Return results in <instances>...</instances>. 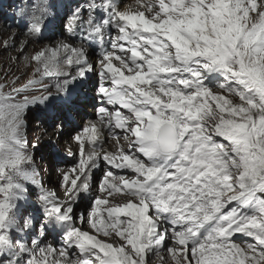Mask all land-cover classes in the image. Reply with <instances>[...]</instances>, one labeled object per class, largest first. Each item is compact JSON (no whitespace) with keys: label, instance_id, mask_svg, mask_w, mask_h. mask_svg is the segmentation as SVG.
<instances>
[{"label":"snow or ice","instance_id":"6c2138e0","mask_svg":"<svg viewBox=\"0 0 264 264\" xmlns=\"http://www.w3.org/2000/svg\"><path fill=\"white\" fill-rule=\"evenodd\" d=\"M185 2L159 0L160 11L150 18L144 13L121 12L115 0H89L87 18L83 17V6L71 10L66 30L74 35L78 27L82 38L99 45L101 70L96 71V64L88 61L83 48L64 43L50 49L53 56L60 50L67 54L69 67H75L78 74H66L64 86H56L57 94L49 93L38 102L63 96L65 104H70L71 84L95 70L103 105L98 109V120L110 133L123 129L124 137L131 139L127 152L119 150L98 158L93 153L78 162L79 173L75 168L71 170L75 178L65 173L62 179L76 202L81 193H91L90 163L95 158L97 166L103 159L112 168L130 169L134 175H119L121 183L117 186L109 179L117 175L106 169L100 190L107 191V184L131 199L105 209L111 224L98 228L92 220L93 215L100 214L96 205L101 198L97 196L91 211L80 217L82 223L93 225L97 235L74 227L66 232L63 245L57 249L52 243L41 241L49 232V225L55 231L57 223L72 219L73 204H61L53 193L41 190L38 200L45 217L40 221L38 234L30 243L25 237L34 227L31 214L23 228L0 227V244L7 248L0 251V264H70L73 260L77 264H148L146 253H155L164 264L161 249L168 240L171 245L166 251L174 264H264V0H226L227 14L235 21L227 34L210 35L206 28L195 37L185 35L184 40L166 33L140 36L142 44L133 38L148 31L132 23L133 17L143 16L154 25L161 15L167 19ZM193 10L205 18L213 15L215 0H191L185 11ZM35 12L24 9L20 16H30V27L39 34L42 20L52 14L51 6L41 0ZM101 12L103 18H98ZM117 19L123 26L115 24ZM110 27L118 30L121 37L110 38ZM128 28L131 35L126 32ZM121 41L131 47L125 49ZM117 49L130 55L127 59L121 57L116 54ZM43 55L41 50L34 58ZM113 58L123 67L114 66ZM209 73L224 77L216 87L227 97L213 92L210 85L216 75ZM232 96L238 97L239 103L228 98ZM8 99L0 98V113L6 114L0 119L10 129L11 111L4 107ZM6 130L0 127V133ZM89 133V144L100 143L96 122L85 125L74 137L81 156L82 137ZM0 169L6 171L2 149ZM0 181L4 182L0 184V221L7 225L6 215L11 217L7 209L16 207L26 197V190L6 186V175ZM233 202L235 206L228 208ZM108 227L118 238L115 244L98 238L101 233L109 236ZM13 232L20 239L14 240ZM237 233L254 242L242 246L233 240ZM73 248L79 250L82 259L72 258Z\"/></svg>","mask_w":264,"mask_h":264},{"label":"rangeland","instance_id":"374dc122","mask_svg":"<svg viewBox=\"0 0 264 264\" xmlns=\"http://www.w3.org/2000/svg\"><path fill=\"white\" fill-rule=\"evenodd\" d=\"M28 0H0V29H3L4 23L8 24L12 21H16L21 18V22L23 20H27V17H17L15 20L14 17H16L19 13V6H24L27 4ZM131 1V2H130ZM153 1V2H152ZM258 3L260 0H257ZM47 2H51L49 4L51 6V17L55 14V19H59V25L54 26L53 30H49L48 28V19L44 18L42 20V30L39 33L37 38H34L33 44L34 45L26 55H29L31 58L28 63L27 68V74L29 73V76H35L37 72H40V70L43 68L44 64L43 62L46 61V56H40L39 58H34L38 53L41 52L40 45L43 43L49 44L51 41L56 40L58 42H61V36L64 34V30H66L67 27V21L68 16L70 15V12L72 9L76 8L77 6H83V15L87 18V9L88 4L86 3V0H47ZM166 3L169 2V0H165ZM213 0H209V3H212ZM159 0H122L121 6H132L134 7V10H136V13H144L146 18H150L155 13H158L160 9L158 8ZM191 4V0H186L185 4L181 6H177L179 10H173L169 13L168 18L166 19L165 16L161 15L159 19L155 21V24L153 25L149 21H145L143 16H135L132 19V23H136L140 25L141 28L144 27V29H148V31L141 32L139 35H133V38L136 39L139 43H143V41L140 40V36H149L150 33H166L168 35H171L175 38H178L180 40H184V36L189 32L193 31L194 35H197L198 33H203L205 29L207 28L208 33L211 35L213 33L217 35H223L229 33L233 25L235 23L234 19L229 16L228 8H227V2L226 0H215L216 4V11L213 15L207 16L206 18L204 15L198 11L193 10L192 12H186L185 9L189 7ZM126 5V6H125ZM145 6V7H144ZM149 7H151V12H149ZM138 9V10H137ZM261 9L264 10V3L261 4ZM133 14H136V13ZM254 15V14H253ZM48 16V17H50ZM103 18V16L101 17ZM255 18V17H254ZM143 19V20H142ZM119 20V19H118ZM9 25V24H8ZM117 25L123 26L122 21H120ZM188 25V26H187ZM47 27V28H46ZM22 31L27 32L31 31L32 28L30 27L29 22H25L24 25H22ZM59 28V29H58ZM183 29V32H177L178 29ZM9 31L12 33L13 28L12 26L8 27ZM151 29V30H150ZM154 29V30H153ZM53 31L52 39L51 41H47L45 39L47 34H50V32ZM55 31V33H54ZM57 31V32H56ZM80 32V30H78ZM172 31L174 33H172ZM79 32H75L74 35L77 37L79 35ZM126 32L128 34H132V30L130 28L126 29ZM175 34V36H174ZM109 37L113 39H118L121 37V33L116 30L114 27L109 29ZM125 44V49L128 47L130 48L131 45H128L126 41H121ZM85 42L80 44L81 48H83L85 51L93 52V56L97 58V61L99 60V55L97 52L98 44L95 43V46H92V43ZM72 44L75 45V43L72 42ZM38 47V49H37ZM110 49V45L106 46ZM195 47V46H193ZM16 50V49H15ZM117 55H120L121 57H124L127 59V57L130 55V52H119V50H115ZM206 55L208 53H205ZM25 55V56H26ZM131 63V61H128ZM113 64L116 67H123L119 63L118 60H115L113 58ZM99 65V64H98ZM99 67V66H98ZM102 66H100L101 69ZM71 72L73 73V76H76L78 73L76 71V68H70ZM7 68L4 67V72L1 73L0 78H4L6 76ZM46 71V69L43 70V72ZM127 75L126 70H122ZM87 75V74H86ZM209 75H216V79L212 81L211 87L213 92H218L221 95H225L227 97V93H224L222 90L218 89L216 85L218 83H222L224 81V77L222 75H219V73H209ZM98 74L95 75V77H92V79H97ZM8 77H6L7 79ZM162 78H170L167 76H162ZM52 79V80H51ZM50 80L43 81L42 84L51 85L49 86L48 92H57V85L59 84L60 87H63V77L62 79L52 77ZM62 83V84H61ZM207 83V82H206ZM78 86L79 90L76 88ZM109 89L111 88V84L109 82ZM88 87H93L91 85L90 80L84 81L83 79H77L75 82H73L70 86V91L75 88L79 91V94L83 93L80 96V101L83 103H79L76 107V110L74 112L75 120L71 124H64L63 128L68 127H74V131L70 132L66 136V140L63 141L64 145H57L54 141L53 137L56 130L55 128H59L63 122L64 118H67L68 114L70 113V106L64 105L61 107V110L57 113L53 111V106H35V107H28L25 110V115L22 117L18 116L15 118H11V127L9 129L8 124L4 123L3 119H0V127H4L7 129L6 131L0 133V149L3 150V157H4V163L6 165V171L4 169H0V180L4 178V176H7V184H11L13 187L15 186H21L24 190H26V197H22L20 199L19 204L14 207L13 209L9 208L7 209L8 212H10V216L8 217L6 215V219L8 220V224H4L3 221H0V227H16L19 226L20 228L25 227V223L27 220V216L31 214L34 217V227L25 234V237L27 241L30 243L31 240L38 234L40 229V221L44 219L45 213L43 208L39 205L41 204V201L38 200V193L41 190H44L46 187H49L47 192L49 193H56V191H59L58 194H55V199L59 200L60 198L65 200L71 201L73 204V212L76 214L81 215H87L91 209L94 199L97 197L98 191L100 196L104 197L105 200L108 201L109 205L104 204L103 207L110 208V201H114V194L116 193L113 191L112 188H110L108 185H104V187L107 189V191H101L99 186L102 180V177L104 176L105 170L108 169L113 172L114 175H117V178L113 179L114 182L120 181L119 175H124L125 177H131L134 175V173L130 169H115L112 168L110 165H107L103 159H100L97 166L95 165V158L89 165V171L92 172V181L91 186L97 190V193L95 194V198H89L85 193H81L79 199L75 202V195H69L68 194V188L65 187L62 177L65 173H68L69 176L71 175V178H75V173L71 172L73 168L76 169L77 173L80 172L81 165L78 164V162L81 159H84L88 156H91V154L96 153V158L102 157L103 154L107 153V149L104 150L108 146V143L110 141H115V136H112V138H105L99 143V147H97L95 150H89V147L86 143H84L85 151L83 152V156L80 155V157H73L72 154L70 156L68 155V151H66L67 146L73 147V144L78 149L80 146L78 145V142H73V138L76 134H79L82 132V129L84 128V125H81L80 123H85L86 117L92 116L90 114V111L98 113V109L103 106L100 103L99 96H98V87H95V89H92L93 96H91L90 103H86L82 101V99H85L83 96L85 95L86 90ZM94 88V87H93ZM91 89V88H90ZM85 90V92H83ZM38 91V90H37ZM37 91L31 92L27 95H22L19 97H15L13 101L7 100V103L5 104V109L10 110L11 114H13L10 106L17 108L22 102L26 103L27 101L33 99ZM73 91V92H74ZM72 92V95H73ZM86 95H88L86 93ZM85 95V96H86ZM71 96V94H70ZM1 98V97H0ZM64 100L63 96H58L57 101L60 99ZM229 99H232L234 103H239L238 97L232 96L228 97ZM77 103V102H76ZM58 104V103H57ZM56 104V105H57ZM62 105V104H61ZM109 108L111 111V106L105 105ZM46 107V109H44ZM89 110V111H88ZM121 111H124L127 113V110L121 109ZM6 114L0 113V117H4ZM86 118V119H85ZM70 121V120H68ZM48 125V130L44 131L43 126ZM78 125V126H76ZM76 128V129H75ZM107 128V127H106ZM53 132L50 137H47V135H44V132L49 134L50 132ZM125 135V133L119 132V135ZM89 136V134H87ZM114 137V138H113ZM131 137H128V143ZM117 141V140H116ZM128 143L124 145V151H128ZM92 151V152H91ZM106 151V152H104ZM67 152V153H66ZM99 152V153H98ZM44 155V157H43ZM58 179V180H56ZM109 179H112V177H109ZM4 183L3 181H0V184ZM79 183V182H78ZM43 185V189L42 186ZM112 189V190H111ZM59 195V196H58ZM125 197L131 198L127 194H122ZM7 199V196L5 197ZM61 200V199H60ZM115 206V203H113ZM235 206V202L232 203V205H229L228 208H231ZM96 208H100L99 205L96 206ZM227 210V209H225ZM99 217L101 220V224L108 225L111 220L108 217V214L102 212L99 215H93L92 219L95 217ZM114 219V217H113ZM121 219L124 220L126 217L121 216ZM77 220V217L74 219ZM95 220V219H94ZM93 220V221H94ZM64 223L68 226L69 230L70 225L68 221L57 223L55 231L51 230V225H49V232L45 234V237L42 239V244H50L52 243L57 249L60 248L63 245V238L66 235V232L68 229H66V226ZM87 223L78 224V222L75 223V228H81L83 229L84 226H86ZM78 225V226H76ZM99 222L96 223V227L99 228ZM73 227V228H74ZM92 230H90V229ZM88 232H91L93 235H97L95 230L93 229V226L88 227ZM12 237L14 240L20 239V236L16 233H12ZM99 239H103L107 241V237H104L101 233V236H98ZM111 239L116 243L118 242V238L111 237ZM233 240L237 243H240L242 246L245 242L252 243L254 242L252 238L244 236L243 234L237 233L234 235ZM171 245V240H168L165 247L161 249V257L164 258L165 262L164 264H174V261L171 259L170 254L167 253L166 249L168 246ZM7 248L5 245L0 244V251H6ZM73 259H82V256L78 249H71ZM146 261L148 264H161L160 257H157L155 253H146ZM49 259H52L51 257ZM77 264L76 260H73L70 262V264ZM67 264V262H66Z\"/></svg>","mask_w":264,"mask_h":264},{"label":"bare ground","instance_id":"6f19581e","mask_svg":"<svg viewBox=\"0 0 264 264\" xmlns=\"http://www.w3.org/2000/svg\"><path fill=\"white\" fill-rule=\"evenodd\" d=\"M40 3H41V0H28L26 5L19 6L20 7V9L18 10L19 13L17 14V12H16V17H14L15 20L17 19V17H21L20 15L24 11V9H27V11L29 13L35 12L36 7H38ZM86 3L89 4V0H86ZM121 3H122V0H115V6L121 12H124L126 14H133L136 11V10H134V7L132 8V6H130V5L129 6L125 5L126 7H123V5L121 6ZM48 4H51V2H49ZM35 14L39 15V12H35ZM103 15H104V13H102V12L98 13V18H101ZM48 16H50V15H48ZM48 16L45 18L48 19V28L50 27L49 30L51 31L54 29L55 25L56 26L59 25L60 20L54 18L55 14L52 17L51 16L48 17ZM83 17L86 18L84 15H83ZM29 19H30V16L27 17V20H23L22 22H21V18H20L16 21H12L11 23H8L9 25L4 23L3 29H0V75H1V73L4 72V67L7 68L6 76L2 79L0 78V97L1 98H9L8 99L9 101H13L15 97L27 95V94H30L31 92H35L38 90L37 91L38 93L36 94V96L33 99L27 101L26 103L22 102L17 108L10 106L11 110L13 111L12 112L13 114H11V118H15L18 116L22 117L23 115H25V110H26L27 105H29L28 107L53 106V111L55 113L59 112L61 110V107H63L64 105L70 106L71 107L70 113L67 116L68 120H70V121H68L66 118H64L63 122H61L62 125L59 128H55L56 129V130H54L55 134H54V136H52L57 145H61V144L64 145L63 141L66 140V136L71 131L72 132L74 131V127L63 128L62 126L64 124L69 125V124L73 123V121L75 120L74 119L75 118L74 112L76 110V107L79 103H83L80 101L79 95H82L83 93L79 94L80 90H79L78 86H76V88L79 91L76 88H75V91H74V89L70 91V94H71V96H70L71 103L70 104H65V102H64V100H62V98H61V100L59 99L57 101V97L55 99H52V100L45 102V103L38 102L43 97H45L46 95H48L50 93V92H48V89H49V86L51 87V85L50 84L49 85L42 84L43 81L50 80L52 77H56V78L59 77V79H62V77L64 78V76L66 74H68L69 72L73 75L70 68H72V69L75 68V67H69L67 60H66L67 54H65L62 50L58 51L55 56H53L49 50L50 49H56L59 45H62L64 43L71 44L72 46H74L76 48H81L80 44L85 43V42L88 43L89 41H87V39L82 38L80 32L78 31L79 30L78 27L76 29V32H79V35L77 37L69 35V33L64 30V34L60 38L61 42H58L56 40L51 41L53 31L50 32V34L46 35L45 39H47V41H51V43H49V44L43 43L42 45H40L41 50H44V55L46 56V61L43 62L44 66L40 70V72L36 73L35 76H29L30 74L29 73L27 74L26 72H27L28 63H29V60L31 57L29 55H26V54L34 46V45H32L34 38H37L39 35L33 29L31 31H27V32L22 31V28H21L22 25H24L25 22H29ZM119 22H120V20L117 19L115 21V24L117 25ZM9 26H12V28H13L12 33L8 29ZM111 28L112 27H110L109 29H111ZM183 31H184V28L182 30L180 28L177 30V32H183ZM54 33H55V31H54ZM172 33H174V32L172 31ZM186 35H190L192 37L196 36L193 34V31H189ZM174 36H175V34H174ZM72 42L75 43V45L72 44ZM89 45H90V43H89ZM93 46H95V43H92L91 47L93 48ZM37 49H38V47H37ZM168 50L171 51V48L169 47ZM93 52H94V50L92 52H88L87 58H88V61L90 63L96 64V66H97L96 71L99 72L101 70L100 69L101 65H98L97 58L93 56ZM96 53L98 55L100 53L99 45L97 47ZM46 65H47V67H46ZM44 69H46V71L43 72ZM96 71L95 70L90 71L87 73V75L84 78H82L84 81L90 80L91 85H93V87H94V88L90 87L91 89L88 87L86 92H85V90L83 91V92H85V95H86V93L88 94L86 96L85 95L83 96L85 99H82V101L85 100L84 102H86L87 104L90 103L91 96L94 95L92 92V89H95V87L99 86V76L97 77L96 80L92 79V77H95V75L97 74ZM6 77H8V78L6 79ZM72 92H73V95H72ZM51 94L56 95L57 92L51 91ZM46 107L44 109H46ZM122 112H124V111H122ZM90 114L92 116L86 117L87 119L85 118L86 119L85 123H80V124L85 126V125L89 124L90 122H93V123L96 122L97 128L99 130L98 136H99L100 142L105 138L111 139L112 136H115V138H117V139H115V141L114 140L110 141V143H108V146L106 148H104V150L107 149V153H117L119 150H123L124 145L128 143V140H127V138L124 137L123 134L119 135V132L124 133V130L123 129H117L115 131V133H110L108 128H106L104 122L98 120V115L95 112L90 111ZM125 114H127V113H125ZM47 126H48L47 124L43 126L44 131L48 130ZM76 126H78V125H76ZM52 133H53L52 131L49 134L44 132L43 136L47 135V137H50L52 135ZM89 135H90V133H89ZM82 138L84 140V143H86L88 145L89 150H95L97 147H99V145L95 146V145L89 144L87 134H84ZM73 142H75L74 138H73ZM66 149H67L66 151H68V153H69L68 154L69 156H70V154H72V158L73 157L79 158L81 155L80 154V147L77 149L74 144H73V147L67 146ZM84 150H85V147H84ZM85 152H87V151H85ZM104 152H106V151H104ZM93 153H94V151H93ZM95 154H97V152ZM43 157H44V155H43ZM70 178H71V175H70ZM56 180H58V179H56ZM110 180H112V183L117 185V186L120 185V183H121V181L114 182L113 178ZM48 188L49 187H46L44 190L47 191V190H49ZM113 191L116 193V195L114 194V198H113L114 201H110V208H106V209H112V208L116 207L117 205L124 204L129 199H131V198L123 196L122 195L123 193H119V191H117L116 189H113ZM58 193H59V191H56V193H53V194L55 195ZM96 193H97V190H95L91 186V193L90 194L85 193V194L89 198L94 199ZM97 196H99L101 198V202L96 205V206L99 205L100 213L104 212V213L108 214L105 211V208L103 207V205H104L103 201L105 200V198L100 196L99 191H98ZM60 199L58 201L61 204L67 205V204L71 203V201H69V200H67L65 202V200L63 201L62 198H60ZM113 203H115V206L113 205ZM106 205H109V203H107ZM75 217H77L76 221L74 220ZM94 219H92V220H94L93 223L96 225V223L99 222V224H100L99 227H104V226H108L111 224V222L108 225H104L103 223L101 224V220L97 216ZM76 222H78V224H83L80 221V214L74 213L72 216V219L68 221L70 228H73L75 226ZM64 225L66 226V229L69 230L68 226L65 223H64ZM76 226H78V225H76ZM89 226L91 227L93 225L87 223L83 229H81V228L80 229L83 232H88V230L90 229V228L88 229ZM78 228H79V226H78ZM90 230H92V229H90ZM108 232H109V236L107 237V242L115 244V242L111 239V237L112 238L115 237L114 235H112L113 229L111 227H108ZM90 234H92V233L90 232ZM105 240H106V238H105ZM71 264H73V263H71Z\"/></svg>","mask_w":264,"mask_h":264}]
</instances>
